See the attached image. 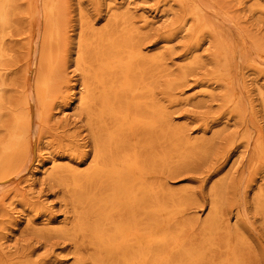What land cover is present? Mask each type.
I'll use <instances>...</instances> for the list:
<instances>
[{
    "label": "rangeland",
    "instance_id": "374dc122",
    "mask_svg": "<svg viewBox=\"0 0 264 264\" xmlns=\"http://www.w3.org/2000/svg\"><path fill=\"white\" fill-rule=\"evenodd\" d=\"M34 1L43 6V0H16L0 79V140L12 112L34 95L31 160L0 186V262L27 256L33 264H75L78 253L89 257L82 242L57 232L75 220L71 195L41 173L54 163L90 165L93 125L78 100L84 80L76 66L79 44L113 28L119 32L114 17L126 13L134 43L154 63L158 107L172 132L197 147L184 161L173 150L150 182L183 205L178 219L189 225L190 238H202L217 205V236L231 239L242 264H264V0H58L68 75L42 129L35 86L45 25L39 17L37 37ZM192 13L206 22L196 32ZM219 51L226 63L218 61ZM215 248L218 262L225 249Z\"/></svg>",
    "mask_w": 264,
    "mask_h": 264
},
{
    "label": "bare ground",
    "instance_id": "6f19581e",
    "mask_svg": "<svg viewBox=\"0 0 264 264\" xmlns=\"http://www.w3.org/2000/svg\"><path fill=\"white\" fill-rule=\"evenodd\" d=\"M16 7V0H0V79L5 75V42ZM31 8L37 37L39 17L45 25L35 86L42 129L49 124L68 75L61 63L65 36L58 0H43L40 7L34 1ZM127 15L114 17L119 32L113 28L111 34L79 44L76 66L84 80L78 100L93 125V156L85 169L80 164L54 163L50 172L47 165L42 167L41 174L57 180L71 195L75 212L72 226H61L57 232L82 242V251L90 253L89 257L78 253L75 264H242L231 239L217 236L221 219L217 205L202 238H190L189 225L178 219L183 205L150 182L172 160L173 150L184 161L197 147L172 132L165 111L158 107L154 63L134 43L135 26ZM192 16L193 31L206 25L196 13ZM227 57L219 51V62L226 63ZM31 98L12 112V123L0 140V186L21 174L31 160ZM4 109L0 107V116ZM215 247L225 249L218 262L212 259ZM27 258L13 264H33Z\"/></svg>",
    "mask_w": 264,
    "mask_h": 264
}]
</instances>
